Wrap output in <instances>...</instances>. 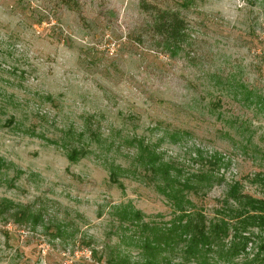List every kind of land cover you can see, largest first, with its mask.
I'll use <instances>...</instances> for the list:
<instances>
[{"label":"rangeland","instance_id":"1","mask_svg":"<svg viewBox=\"0 0 264 264\" xmlns=\"http://www.w3.org/2000/svg\"><path fill=\"white\" fill-rule=\"evenodd\" d=\"M144 1L184 18L182 49ZM139 140L185 173L198 150L223 158L219 183L186 195L208 220L235 182L264 198V0H0V264L140 262L136 222L173 213L138 175ZM248 232L221 264H264Z\"/></svg>","mask_w":264,"mask_h":264},{"label":"trees","instance_id":"2","mask_svg":"<svg viewBox=\"0 0 264 264\" xmlns=\"http://www.w3.org/2000/svg\"><path fill=\"white\" fill-rule=\"evenodd\" d=\"M140 9L149 17L150 30L163 48L167 51L182 49L188 37L186 22L179 12L145 1L140 3ZM177 134L174 132L172 138ZM136 148L135 161L142 172L138 175L155 185L171 204L173 215L163 224L136 222L140 232L135 242L141 260L131 263L124 258L121 264L227 263L251 243L254 235H250L248 229L252 227L263 233L260 243L264 248V198L242 192L239 183L235 182L228 189L217 218L208 220L205 213L186 197L187 193L204 195L208 188L219 183L218 171L223 164L221 156L215 153L204 155L198 150L195 161L199 168L185 173L183 166L165 160L150 145L139 140ZM82 154L83 149L72 148L67 157L74 162ZM110 176L117 181L114 170ZM134 219L137 221L139 217ZM261 251L262 257L259 258L261 253L257 254L253 261H264V250Z\"/></svg>","mask_w":264,"mask_h":264}]
</instances>
